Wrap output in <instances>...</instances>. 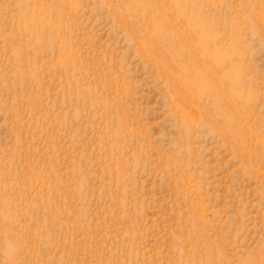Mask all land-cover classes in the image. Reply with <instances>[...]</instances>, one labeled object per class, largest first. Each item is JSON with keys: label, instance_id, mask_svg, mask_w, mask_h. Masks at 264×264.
Returning a JSON list of instances; mask_svg holds the SVG:
<instances>
[{"label": "rangeland", "instance_id": "rangeland-1", "mask_svg": "<svg viewBox=\"0 0 264 264\" xmlns=\"http://www.w3.org/2000/svg\"><path fill=\"white\" fill-rule=\"evenodd\" d=\"M0 264H264V0H0Z\"/></svg>", "mask_w": 264, "mask_h": 264}]
</instances>
